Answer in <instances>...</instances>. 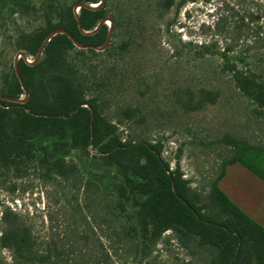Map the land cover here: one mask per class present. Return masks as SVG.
Returning a JSON list of instances; mask_svg holds the SVG:
<instances>
[{
    "label": "trees",
    "instance_id": "16d2710c",
    "mask_svg": "<svg viewBox=\"0 0 264 264\" xmlns=\"http://www.w3.org/2000/svg\"><path fill=\"white\" fill-rule=\"evenodd\" d=\"M199 1L161 0L160 7L178 10ZM100 2L0 0V22L15 13L39 22L35 30L19 34L16 50L35 60L43 46L38 61L29 64L19 57V76L12 68L2 79L0 97L6 99L0 100V170L18 172L34 164L43 180L67 179L76 172V165L67 157L79 151L114 168L119 179L113 184L115 199L109 213L100 224L94 216L88 218V228L68 227L42 237L19 223L16 213L2 212L0 251H6L9 260L0 256V264H114L112 257L150 255L166 232H172L185 247L194 244L210 251V264H264V228L218 187L225 167L234 163L264 181V147L225 136L223 142L233 154L202 202L183 178L178 163L170 168L162 157L160 142L123 141L115 124L104 116L98 98L88 94L86 76L69 59L72 52L97 53L108 47L109 30V41L113 39L108 0ZM58 30L63 32L52 35ZM258 44L260 52L251 61L237 60L243 66L222 53V70L236 89L264 110V35ZM200 48L202 55L211 53L210 46ZM193 96L190 92L188 110L216 103L219 92L201 88L194 103ZM124 115L128 119L133 111L127 109ZM129 206L132 214L127 211Z\"/></svg>",
    "mask_w": 264,
    "mask_h": 264
},
{
    "label": "rangeland",
    "instance_id": "374dc122",
    "mask_svg": "<svg viewBox=\"0 0 264 264\" xmlns=\"http://www.w3.org/2000/svg\"><path fill=\"white\" fill-rule=\"evenodd\" d=\"M160 5L161 0H108L114 19L108 47L97 53L72 52L69 59L86 76L88 94L98 98L120 138L160 142L170 168L178 163L192 192L206 202L210 185L233 154L223 142L225 136L264 147V110L236 89L222 70L221 55L238 62L241 57L251 61L260 52L264 0H200L167 11ZM38 25L19 13L0 22V90L2 79L15 70L17 37ZM106 25H111L109 19ZM201 45L210 46L211 53L202 55ZM201 88L218 91L216 103L186 109L190 92L194 103ZM127 109L133 111L128 119ZM67 161L76 165L67 179L43 180L34 164L18 172L0 170V216L4 211L16 213L19 223L42 237L68 227L86 228L91 216L96 224L103 222L115 199L113 184L119 180L115 169L79 151ZM127 211L134 210L129 206ZM209 254L194 244L181 245L172 232H166L150 255L111 260L114 264H210ZM0 256L9 260L6 251Z\"/></svg>",
    "mask_w": 264,
    "mask_h": 264
},
{
    "label": "crops",
    "instance_id": "0c3cea01",
    "mask_svg": "<svg viewBox=\"0 0 264 264\" xmlns=\"http://www.w3.org/2000/svg\"><path fill=\"white\" fill-rule=\"evenodd\" d=\"M219 189L250 219L264 228V181L239 163L227 165Z\"/></svg>",
    "mask_w": 264,
    "mask_h": 264
},
{
    "label": "water",
    "instance_id": "95a60500",
    "mask_svg": "<svg viewBox=\"0 0 264 264\" xmlns=\"http://www.w3.org/2000/svg\"><path fill=\"white\" fill-rule=\"evenodd\" d=\"M102 1H103V0H101L100 3H102ZM95 7H96V6H95ZM95 7H93V8H95ZM110 28H111V26H110ZM59 32H63V31H61V30L55 31L52 35H54L55 33H59ZM109 36H110V30H109V33H108V39H107V41H106V45H107V43H108V41H109ZM47 41H48V40H47ZM100 49H102V48H99L98 50H100ZM42 50H43V46L40 47V49H39V51H38V54H37L35 60H34L32 63H29V64H33L34 62H36V61L39 60V58H40V56H41V53H42ZM22 56H23L24 58H26V56L24 55L23 52H19L17 58L15 59V64H14V65H15V71H16L17 76H19L18 73H17V61H18V58H19V57H22ZM26 62H27V61H26ZM26 96H27V92L24 93L23 97H22L20 100L23 101L24 98H25ZM2 99H6V98L0 97V100H2Z\"/></svg>",
    "mask_w": 264,
    "mask_h": 264
},
{
    "label": "built area",
    "instance_id": "2783aa9c",
    "mask_svg": "<svg viewBox=\"0 0 264 264\" xmlns=\"http://www.w3.org/2000/svg\"><path fill=\"white\" fill-rule=\"evenodd\" d=\"M25 60L28 62V63H32L34 60H28V58L26 57Z\"/></svg>",
    "mask_w": 264,
    "mask_h": 264
},
{
    "label": "bare ground",
    "instance_id": "6f19581e",
    "mask_svg": "<svg viewBox=\"0 0 264 264\" xmlns=\"http://www.w3.org/2000/svg\"><path fill=\"white\" fill-rule=\"evenodd\" d=\"M96 5H91L90 7H95Z\"/></svg>",
    "mask_w": 264,
    "mask_h": 264
}]
</instances>
